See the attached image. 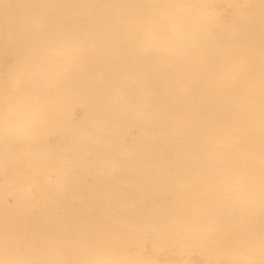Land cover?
<instances>
[{
  "label": "bare ground",
  "instance_id": "bare-ground-1",
  "mask_svg": "<svg viewBox=\"0 0 264 264\" xmlns=\"http://www.w3.org/2000/svg\"><path fill=\"white\" fill-rule=\"evenodd\" d=\"M264 264L262 0H0V264Z\"/></svg>",
  "mask_w": 264,
  "mask_h": 264
},
{
  "label": "snow or ice",
  "instance_id": "snow-or-ice-1",
  "mask_svg": "<svg viewBox=\"0 0 264 264\" xmlns=\"http://www.w3.org/2000/svg\"><path fill=\"white\" fill-rule=\"evenodd\" d=\"M264 2V0H262ZM18 264H28V262H18Z\"/></svg>",
  "mask_w": 264,
  "mask_h": 264
}]
</instances>
